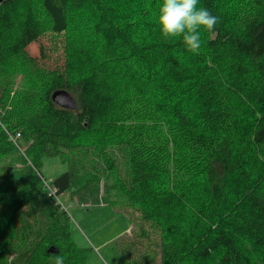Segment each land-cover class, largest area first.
<instances>
[{"label":"trees","instance_id":"obj_1","mask_svg":"<svg viewBox=\"0 0 264 264\" xmlns=\"http://www.w3.org/2000/svg\"><path fill=\"white\" fill-rule=\"evenodd\" d=\"M161 2L0 0V264H91L45 157L59 194L137 213L122 264H264V0H200L219 23L198 53ZM45 31L73 38L53 69L26 51Z\"/></svg>","mask_w":264,"mask_h":264},{"label":"rangeland","instance_id":"obj_2","mask_svg":"<svg viewBox=\"0 0 264 264\" xmlns=\"http://www.w3.org/2000/svg\"><path fill=\"white\" fill-rule=\"evenodd\" d=\"M73 38L63 33L55 35L45 31L36 41L31 42L26 51L38 58L39 64L53 69L64 62L65 51ZM41 47V49H40ZM24 149V143L18 142ZM19 166V163H16ZM65 166L58 157H45L41 172L47 180L54 178ZM64 209L72 221V235L78 245H90L93 249L89 256L91 264H122L123 258L116 249L115 242L123 238L133 239V233L138 230L137 213L131 209L124 212L106 204H80L76 199H70L68 192L60 195ZM138 249H144L143 244Z\"/></svg>","mask_w":264,"mask_h":264},{"label":"clouds","instance_id":"obj_3","mask_svg":"<svg viewBox=\"0 0 264 264\" xmlns=\"http://www.w3.org/2000/svg\"><path fill=\"white\" fill-rule=\"evenodd\" d=\"M199 3L200 0H162L155 17L162 36L181 38L191 53H198L201 47V30L211 32L219 23V17L199 7ZM54 264H64V258L56 255Z\"/></svg>","mask_w":264,"mask_h":264},{"label":"water","instance_id":"obj_4","mask_svg":"<svg viewBox=\"0 0 264 264\" xmlns=\"http://www.w3.org/2000/svg\"><path fill=\"white\" fill-rule=\"evenodd\" d=\"M52 99L64 108H75L76 106L74 98L65 90H56L53 92ZM47 251L56 253L57 249L50 247Z\"/></svg>","mask_w":264,"mask_h":264},{"label":"built area","instance_id":"obj_5","mask_svg":"<svg viewBox=\"0 0 264 264\" xmlns=\"http://www.w3.org/2000/svg\"><path fill=\"white\" fill-rule=\"evenodd\" d=\"M10 136H11V138L14 140V142L17 143V142H18V139H19V136H20V133L17 132V133H15V134H13V135H10ZM43 182H44V185H45V187H46V189H47V193H48V195L51 196L52 199H53V203H54L55 205H59V206H61L62 208H64V206H62L61 201H60V195H61V194H59L58 191H57V188H56L55 186L52 185V178L47 180V179L44 177V178H43Z\"/></svg>","mask_w":264,"mask_h":264}]
</instances>
